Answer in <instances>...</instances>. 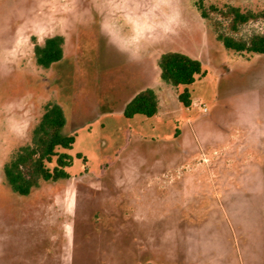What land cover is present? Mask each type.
I'll return each mask as SVG.
<instances>
[{
    "label": "rangeland",
    "instance_id": "rangeland-1",
    "mask_svg": "<svg viewBox=\"0 0 264 264\" xmlns=\"http://www.w3.org/2000/svg\"><path fill=\"white\" fill-rule=\"evenodd\" d=\"M211 4L263 14L233 30ZM218 31L264 33V0H0V264H264V146L240 129L241 106L264 105V91L244 97L252 54L226 49ZM51 34L69 56L44 68L33 47ZM169 50L206 70L186 86L188 107L185 86L159 77ZM147 80L156 114L126 117ZM48 101L75 133L58 148L70 177L19 195L3 164Z\"/></svg>",
    "mask_w": 264,
    "mask_h": 264
},
{
    "label": "trees",
    "instance_id": "trees-1",
    "mask_svg": "<svg viewBox=\"0 0 264 264\" xmlns=\"http://www.w3.org/2000/svg\"><path fill=\"white\" fill-rule=\"evenodd\" d=\"M203 18L208 17L201 1L196 3ZM211 11L230 18V27L236 30L240 24L262 15L252 10L242 11L239 7L225 4L223 8L211 4ZM216 37L226 49L248 54L264 53V33H253L247 39H237L232 35L217 32ZM64 38L56 34L46 37L42 43H34L33 52L39 66L49 68L63 58ZM160 79L172 86L184 85L177 98L184 106H190L191 98L187 85L196 78L205 76L202 62L184 52L169 50L162 52L157 60ZM158 110V98L152 88L137 92L123 108L126 117L134 114L152 116ZM75 141V133L67 130L64 108L58 102L48 101L31 130L30 142L19 146L3 164V175L12 192L27 195L42 181H57L70 177L67 168L73 162L72 156L58 148L69 149ZM81 157V153H76ZM54 159V165L48 163ZM84 159V158H83ZM85 160V159H84Z\"/></svg>",
    "mask_w": 264,
    "mask_h": 264
},
{
    "label": "crops",
    "instance_id": "crops-1",
    "mask_svg": "<svg viewBox=\"0 0 264 264\" xmlns=\"http://www.w3.org/2000/svg\"><path fill=\"white\" fill-rule=\"evenodd\" d=\"M101 31L102 35L106 37L111 33L110 28L104 23L101 24ZM48 36H52V34ZM66 48L67 38H64L62 60L69 56ZM241 74L247 85L246 89L242 91L243 95H246L244 97L249 100V96L254 93L260 95V93L264 91V53H254L250 56L248 55L246 59H242ZM148 81L149 80L144 82L142 86L136 88V90H134L135 94L145 88H152L151 84L147 83ZM135 94H133V96ZM126 103L127 101L125 104ZM240 116V129L242 134L246 136L247 143L253 144L257 149H260V146H264V105H262V103H258L255 106H248L247 104L242 105ZM257 159H259V155Z\"/></svg>",
    "mask_w": 264,
    "mask_h": 264
}]
</instances>
